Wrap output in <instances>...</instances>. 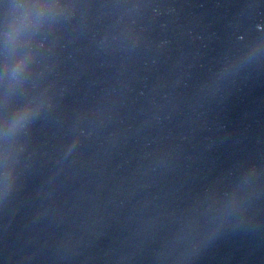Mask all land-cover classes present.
Returning <instances> with one entry per match:
<instances>
[{
	"label": "water",
	"instance_id": "1",
	"mask_svg": "<svg viewBox=\"0 0 264 264\" xmlns=\"http://www.w3.org/2000/svg\"><path fill=\"white\" fill-rule=\"evenodd\" d=\"M0 264H264V0H0Z\"/></svg>",
	"mask_w": 264,
	"mask_h": 264
}]
</instances>
